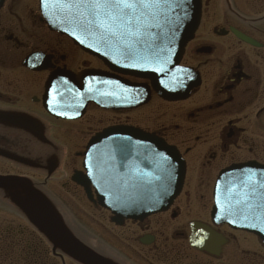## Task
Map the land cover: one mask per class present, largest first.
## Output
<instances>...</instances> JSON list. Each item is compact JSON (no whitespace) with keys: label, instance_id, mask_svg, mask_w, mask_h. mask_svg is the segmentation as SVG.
<instances>
[{"label":"flooded vegetation","instance_id":"flooded-vegetation-1","mask_svg":"<svg viewBox=\"0 0 264 264\" xmlns=\"http://www.w3.org/2000/svg\"><path fill=\"white\" fill-rule=\"evenodd\" d=\"M201 2L198 28L179 63L199 80V87L186 100L165 102L150 91L149 102L140 108L105 111L111 114L108 121L99 114L93 120L87 118L84 125L61 128L67 133L75 129L86 140L90 131L96 133L106 126L134 127L174 147L184 161L185 178L178 200L165 214L137 225L152 242L144 246L131 230L121 232L115 240L129 252L111 254L116 264H261L262 244L244 232L214 226L210 211L220 173L242 166L240 178L252 179V171L264 167V0ZM33 5L35 12L31 11ZM20 6L28 12L24 17L29 15L33 21L29 30L20 23ZM12 21L17 24L7 25ZM34 53L43 54L51 68L78 72L99 66L68 40L45 29L37 0H4L0 10V116L27 118L45 133L51 128L49 122H60L41 105L45 80L53 70L32 71L24 66L25 58ZM78 56L93 63L84 59L78 66ZM128 80L149 87L147 82ZM86 109L103 111L92 105ZM9 133L15 134L16 142H20L19 134H32L21 126L0 122L1 175L9 172L6 153L21 155L12 136L14 144H7ZM8 165L13 170L15 165ZM191 223L204 224L222 236L224 243L217 257L190 247ZM183 229L186 232L177 231ZM136 248L147 251L136 253Z\"/></svg>","mask_w":264,"mask_h":264},{"label":"water","instance_id":"water-1","mask_svg":"<svg viewBox=\"0 0 264 264\" xmlns=\"http://www.w3.org/2000/svg\"><path fill=\"white\" fill-rule=\"evenodd\" d=\"M87 1L86 9L79 10V8H73L70 4H68L67 13L63 11L61 8L64 7L63 3L57 5L55 3L56 13L60 12L59 21H53V30L59 31L62 34L65 32H75L81 35L83 38H90L86 36H97L95 39H102V44L107 47L114 46L119 55L127 54L131 51V48L121 43L116 42H107V38H109L114 32H116V38L125 37L128 33L126 29L127 26H130L126 21L123 22L122 25L117 24V20L115 16H104L103 20L96 19L95 15V6ZM154 4V3H151ZM1 5V0H0ZM149 3L144 5H139L137 7V11L139 14H142L146 10V6ZM156 7L159 10V3H155L151 5ZM150 8V7H149ZM148 8V9H149ZM61 10V11H60ZM160 10L165 18H169L171 21H176L173 23L176 27H178L177 35L172 43V47L164 52L165 55V66H166V76L175 78L178 74V71L175 69V66L178 64L180 54L182 53L183 45L191 39L194 30L196 29L198 23V15H199V0H185V9L182 8V14L185 16H177V11L170 5V3H164L163 6L160 7ZM151 13V11H148ZM84 15V18H83ZM157 19V17H156ZM169 23V21H167ZM177 23V25H176ZM138 29V28H136ZM173 30V29H170ZM85 35H83V34ZM125 33V34H124ZM174 32H172L173 34ZM129 36V35H127ZM173 36V35H172ZM100 44V43H99ZM84 46H86L84 44ZM167 46H171L168 44ZM109 65V64H107ZM129 74L133 71L129 70ZM186 76L184 73L182 74ZM87 75H79L77 77H69V81L71 83L72 93L76 96H82L85 94L84 85L86 82L83 80ZM140 77H144L140 75ZM178 80L176 87L177 91H173V95L175 97L179 96L180 93L186 94L188 88L190 87L187 84V81L182 78V76L176 77ZM89 80H87V83ZM169 95V94H167ZM93 100V99H92ZM86 101H90V98L86 99ZM111 133H118L120 136L122 134L133 135L134 139L132 141L143 142L147 138L139 136L136 133L128 132L125 130H112V132H108L104 135V137H108ZM137 140H136V139ZM96 142V139L93 141ZM173 163L174 167H177L178 161L176 158L168 152L166 155ZM88 183L94 186L96 184L95 176L90 175L88 177ZM182 183V173L178 174L174 180V189L170 192L166 197L162 198L159 205H166L170 200L175 197L176 193L179 191ZM0 188L14 190L19 189L24 194V198L17 197L19 200V206L23 209V211L27 214V218L31 221L40 231H42L45 236L52 243L53 247L60 248L64 253H66L70 258L79 262L80 264H111L94 251L90 250L88 247L80 243L76 240L69 232L66 230L62 222L58 219L57 215L54 213L46 199L41 194H38L26 181L17 178H0ZM17 200V199H16ZM152 208V206H150ZM150 208H141L132 212V214L128 215V212L124 211L122 214H115V218L113 221L118 222L120 217H128V216H144ZM120 216V217H119Z\"/></svg>","mask_w":264,"mask_h":264},{"label":"rangeland","instance_id":"rangeland-1","mask_svg":"<svg viewBox=\"0 0 264 264\" xmlns=\"http://www.w3.org/2000/svg\"><path fill=\"white\" fill-rule=\"evenodd\" d=\"M27 7H31V5H28ZM19 10V9H18ZM24 7L20 6V11L17 13L19 15V18L21 19V25L23 29H30V24L33 23V21L29 18V15L25 18L24 15L28 12L25 11ZM36 11V6H32L31 11ZM23 19L21 18V16ZM7 24V23H6ZM16 25V21H12V23H8L7 25ZM86 59L90 63H93L90 61L88 58H83L81 56L77 57L76 63L79 66V63L81 61H84ZM38 111L36 108L34 109ZM100 114L103 115L104 120L109 119L111 114L106 113V112H97L94 110H87L86 115L84 116V119L80 120L76 124H63L65 126H61L60 123L58 122H49V125H51V130L54 131L53 135L57 138V140L60 142V144L64 147V155H63V162L61 163V166L59 170L55 173L53 179L47 183L48 186V192L54 198L59 202L61 206H63L75 219V222L81 228L83 231L92 237L93 239H100L103 241L106 245L114 247L116 251H119L120 253H125L128 251L127 248H125L122 244L117 242L115 239H113V236L117 237V232L120 230L118 229H112V227L108 223L107 219V214L102 212V211H96L94 210L90 204L87 203V201L82 197L80 192L75 193V191H69L67 190L70 188L69 184V176L71 174V170L76 168L78 169L79 165V159L75 156V153L80 152L82 146L84 145L85 141L84 139L82 140H77L78 136H74L73 133H67L61 130V128H70L74 125L78 126L84 125V123L87 122L88 119H94L98 117ZM129 116V115H128ZM124 117V116H120ZM129 117H132L131 115ZM108 124V123H107ZM106 124H103L105 126ZM84 130H86V127H83ZM95 130H99V127H96ZM93 131L89 132V135L92 134ZM88 135V136H89ZM87 136V137H88ZM82 137V135H81ZM80 137V138H81ZM87 139V138H86ZM6 169H8L6 167ZM38 182H41L42 179L37 178ZM76 194V195H75ZM7 226V228H5ZM13 230L16 232L18 229H26L29 230V227L26 223L25 220H23L21 217H18L14 214H1L0 215V229L4 232L8 230ZM125 230V229H123ZM177 231H184L186 232V229L183 230H177ZM9 234V233H8ZM137 235L139 233H136ZM11 235V234H9ZM136 235V236H137ZM127 247V246H126ZM10 250V249H9ZM7 250L6 252L8 253ZM146 251V249H144ZM17 252V251H16ZM3 254V253H2ZM262 255V260L261 264H264V251L261 252ZM65 264H74L68 260L65 261Z\"/></svg>","mask_w":264,"mask_h":264},{"label":"snow or ice","instance_id":"snow-or-ice-1","mask_svg":"<svg viewBox=\"0 0 264 264\" xmlns=\"http://www.w3.org/2000/svg\"><path fill=\"white\" fill-rule=\"evenodd\" d=\"M89 2L95 6V15L101 21L104 16H115L131 22L139 5L149 2L158 4L164 0H89Z\"/></svg>","mask_w":264,"mask_h":264}]
</instances>
